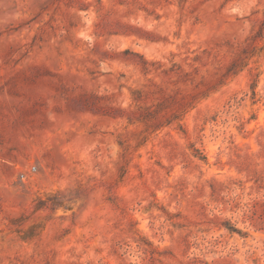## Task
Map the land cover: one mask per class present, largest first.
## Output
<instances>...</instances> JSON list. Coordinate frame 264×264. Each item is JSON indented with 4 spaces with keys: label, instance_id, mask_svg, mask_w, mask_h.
Here are the masks:
<instances>
[{
    "label": "rangeland",
    "instance_id": "374dc122",
    "mask_svg": "<svg viewBox=\"0 0 264 264\" xmlns=\"http://www.w3.org/2000/svg\"><path fill=\"white\" fill-rule=\"evenodd\" d=\"M0 264H264V0H0Z\"/></svg>",
    "mask_w": 264,
    "mask_h": 264
}]
</instances>
